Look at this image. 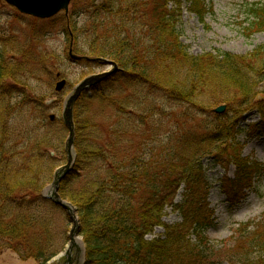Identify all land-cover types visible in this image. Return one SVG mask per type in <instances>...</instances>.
Returning a JSON list of instances; mask_svg holds the SVG:
<instances>
[{
    "label": "trees",
    "instance_id": "16d2710c",
    "mask_svg": "<svg viewBox=\"0 0 264 264\" xmlns=\"http://www.w3.org/2000/svg\"><path fill=\"white\" fill-rule=\"evenodd\" d=\"M187 2L204 21L203 0ZM249 13L248 34L264 33V3ZM182 15L180 0H72L64 14L82 60H108L118 70L75 103L76 159L59 195L78 210L83 247L53 264H264V213L240 224L231 241L207 236L213 212L203 163L234 166L235 188L264 174V165L242 156L237 122L213 117L221 105L237 113L253 104L264 83V46L245 57L194 56L181 41ZM24 66L0 46V252L48 264L65 249L70 222L42 196L46 171L57 169L53 126L12 121ZM118 85L133 90L119 95ZM156 98L172 104L167 115ZM26 104L46 121L43 98ZM257 105L264 120V103ZM208 114L213 121L205 124L199 116ZM228 141L223 161L213 151ZM63 153L66 160L64 146ZM167 209L181 221L165 224ZM158 227L165 233L149 239Z\"/></svg>",
    "mask_w": 264,
    "mask_h": 264
},
{
    "label": "rangeland",
    "instance_id": "374dc122",
    "mask_svg": "<svg viewBox=\"0 0 264 264\" xmlns=\"http://www.w3.org/2000/svg\"><path fill=\"white\" fill-rule=\"evenodd\" d=\"M180 2L183 10L180 28L181 41L192 55L200 56L222 51L245 57L264 46V33L249 35V31L246 30L251 21L250 5L264 3V0H203L206 6L204 21L189 10L190 5L187 0H180ZM64 14L61 13L48 20H39L19 13L15 8L0 0V46H7L10 56L16 59L17 63L25 65L26 62V67L24 66V72L19 80V95L13 99L15 111L12 121L32 127L36 122L38 128L52 125L56 135L55 150L52 153L57 169L46 171L44 185L52 183L56 173L67 166L68 158L65 160L63 146L66 150L69 130L63 122V112L68 98L89 79L102 75L106 77L118 68L112 64L89 63L76 59L84 55L76 51L73 40L70 41V36L63 30ZM78 49H81L83 54L88 51L84 41H80ZM105 77L95 85L84 89L79 98L86 93L90 95L91 88L104 82L107 79ZM61 81H65L66 85L63 91L58 93L56 85ZM115 90L121 95V92H130L133 89L128 87L125 90L118 85ZM257 93L252 105L244 106L237 113L225 111L226 113L221 116L214 113L213 117L235 120L238 129L241 130L237 142L243 148L242 156L264 165V120L259 110L254 108L258 106V103H264V83L258 88ZM22 95L27 97L25 102ZM38 97L43 98L48 104L46 121H43L38 112H34V107L26 104ZM156 103L162 106L166 115L171 110L172 104L166 99L156 98ZM52 116L55 117L54 121H51ZM108 116L109 114L102 115V117ZM199 117L205 124L213 121V117L209 114ZM77 120L74 108L75 138ZM43 130L45 129H41ZM231 145L232 141H228L222 144L219 150L213 152L218 154L221 160L227 161L231 153L229 150ZM203 163L210 184L207 203L213 212V224L206 234L213 242L231 241L240 224L259 221L264 213V174L252 179L249 188L238 186L235 188L234 166L228 165V162L215 165L214 159L208 158L204 159ZM183 193L182 189L178 201L181 200ZM180 221L176 212L167 209L163 217L165 224L173 225ZM69 222L70 230L73 224L70 220ZM164 233L165 230L158 227L149 239L160 237ZM0 264H36V262L34 260L22 261L12 251L3 250L0 252Z\"/></svg>",
    "mask_w": 264,
    "mask_h": 264
},
{
    "label": "water",
    "instance_id": "95a60500",
    "mask_svg": "<svg viewBox=\"0 0 264 264\" xmlns=\"http://www.w3.org/2000/svg\"><path fill=\"white\" fill-rule=\"evenodd\" d=\"M8 5L16 8L21 14L31 16L34 18L42 19V20H47L51 19L58 14L62 12H66V14L69 13V8L72 0H4ZM77 59V58H76ZM102 62L106 64H111L109 61L103 60ZM114 65V64H112ZM114 67H116L114 65ZM115 72V71H114ZM114 72L109 73L106 77L112 75ZM105 75L98 76V77H93L86 81L80 88H78L73 96L69 98L67 101V104L65 106L64 114H63V121L66 126V128L69 130V139L66 142V148L67 152L69 154V162L68 165L60 170L59 172L56 173L55 176V190L53 191V201L60 206L63 210L66 211L69 220L73 224L70 234H69V243L66 246V249L63 253L59 254L57 257H55L51 262H55L56 260L60 259L63 256H67L68 258L71 257L72 252L74 250L78 251L77 247V239L80 240V238H77L78 233L80 232L79 229V222H78V216H77V208L63 200L58 194V186L59 182L61 179L69 173L71 170V155H70V148L73 144L74 137H75V126L73 122V105L76 102V100L79 98L80 93L86 89L89 88L90 86L95 85L97 82L103 80ZM105 77V78H106ZM66 82L61 81L56 85V91L58 93L62 92L63 89L65 88ZM226 111V106H220L217 109H215V113L217 115H223ZM55 117L52 116L51 120L54 121Z\"/></svg>",
    "mask_w": 264,
    "mask_h": 264
}]
</instances>
